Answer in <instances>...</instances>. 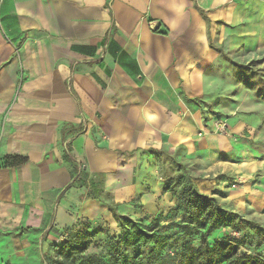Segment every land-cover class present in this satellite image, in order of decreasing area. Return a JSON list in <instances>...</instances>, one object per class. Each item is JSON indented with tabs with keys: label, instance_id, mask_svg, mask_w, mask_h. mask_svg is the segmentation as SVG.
<instances>
[{
	"label": "crops",
	"instance_id": "obj_1",
	"mask_svg": "<svg viewBox=\"0 0 264 264\" xmlns=\"http://www.w3.org/2000/svg\"><path fill=\"white\" fill-rule=\"evenodd\" d=\"M214 6L0 0V164L26 160L0 167V264H42L61 233L115 224L101 200L130 218L169 210L157 155L203 143Z\"/></svg>",
	"mask_w": 264,
	"mask_h": 264
},
{
	"label": "rangeland",
	"instance_id": "obj_2",
	"mask_svg": "<svg viewBox=\"0 0 264 264\" xmlns=\"http://www.w3.org/2000/svg\"><path fill=\"white\" fill-rule=\"evenodd\" d=\"M209 12L215 19L208 32L213 54L204 67V91L194 100L202 113L198 136L203 143L174 156L157 155L162 181L172 182V206L155 217H128L133 223L125 224L131 234L137 230L154 239L140 237L131 246L123 229L100 219L51 240L42 257L45 264H177L182 242L168 241L158 255L155 240L177 231L180 215L174 206L187 184L179 179L184 174L195 192L243 220L212 232L206 239L210 246L235 239L239 252L252 256L264 247V0H215ZM94 229L101 232L87 240L83 252L61 248L65 243L79 246ZM185 246L201 248L200 236L189 237Z\"/></svg>",
	"mask_w": 264,
	"mask_h": 264
},
{
	"label": "trees",
	"instance_id": "obj_3",
	"mask_svg": "<svg viewBox=\"0 0 264 264\" xmlns=\"http://www.w3.org/2000/svg\"><path fill=\"white\" fill-rule=\"evenodd\" d=\"M206 22L208 20L203 16ZM154 33L159 32L158 27L152 29ZM72 132V131H71ZM68 153V151H66ZM67 161H70V158L66 156ZM25 159L17 156L7 157L2 160L0 167H18L25 163ZM76 176L74 181L82 180L80 168L75 170ZM179 179L186 180V186L180 192V198L175 203V211L180 215V220L174 223V227L177 231L172 235V237H167V235L156 238V246L158 255L165 249L166 243L170 241L171 244H175L176 241L182 242L180 251L177 253V264H264V247L260 246V250L257 255L247 254L246 252H239L237 245V240L229 239L228 242L221 241L216 242L212 246L206 241L207 237L214 231L220 229L225 225L232 223H243L241 218L232 212L224 210L220 205H218L213 198H208L205 195L198 194L194 191L193 182L184 175ZM171 181H163V192L171 193ZM89 194L94 199L98 198V190L93 186L92 183H89ZM107 206L108 211L112 214V217L118 228L125 231L123 239L125 242L131 246L135 245L140 237L146 238L150 241L154 239L152 235L146 236L135 230L132 234L126 230V223H133L126 216H122L117 213L116 205L113 203H108L103 200ZM134 225V224H133ZM89 226V225H86ZM88 228V227H86ZM234 228V227H233ZM73 230V229H72ZM236 231H240L237 228H234ZM71 230L67 231L70 232ZM88 231V230H87ZM101 231L98 229L92 230L90 233H86L82 238L83 243L79 246L72 245L70 243H65L61 245L62 249H68L70 252H83L88 245L87 240L98 235ZM194 234L200 236V241L202 242V247L197 250H191L188 246H185V243L189 237H192ZM60 247V246H59ZM58 248V246H57ZM150 253H154V250L151 249ZM46 262L42 260V264ZM159 264H165L163 262Z\"/></svg>",
	"mask_w": 264,
	"mask_h": 264
}]
</instances>
